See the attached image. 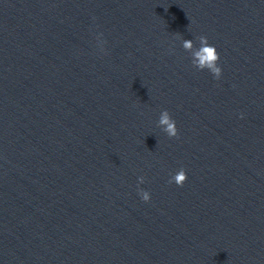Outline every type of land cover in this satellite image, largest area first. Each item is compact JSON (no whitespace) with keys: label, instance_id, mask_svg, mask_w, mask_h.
<instances>
[{"label":"water","instance_id":"obj_1","mask_svg":"<svg viewBox=\"0 0 264 264\" xmlns=\"http://www.w3.org/2000/svg\"><path fill=\"white\" fill-rule=\"evenodd\" d=\"M0 264H264V0H0Z\"/></svg>","mask_w":264,"mask_h":264},{"label":"clouds","instance_id":"obj_2","mask_svg":"<svg viewBox=\"0 0 264 264\" xmlns=\"http://www.w3.org/2000/svg\"><path fill=\"white\" fill-rule=\"evenodd\" d=\"M199 46H194L191 40H183L182 47L191 54V63L197 70L207 69L215 79H219L222 74V67L218 63L220 54L214 44L209 43L208 37L205 35L198 36ZM97 45L101 51H104V44L106 41L103 39V33L96 35ZM159 126L163 132L169 137H176L178 135V128L175 119L172 118L169 111L164 109L161 111ZM187 179L186 170L181 167L173 174L170 175L168 183H175L177 186H182ZM145 178L140 176L137 178L138 185L143 184ZM138 193L141 200L148 202L151 199V193L143 188H138Z\"/></svg>","mask_w":264,"mask_h":264}]
</instances>
